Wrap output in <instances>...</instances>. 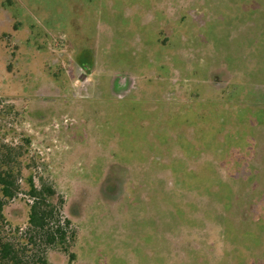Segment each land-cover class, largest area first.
Masks as SVG:
<instances>
[{"label":"rangeland","instance_id":"rangeland-1","mask_svg":"<svg viewBox=\"0 0 264 264\" xmlns=\"http://www.w3.org/2000/svg\"><path fill=\"white\" fill-rule=\"evenodd\" d=\"M2 145L0 238L30 176L75 231L24 264H264V0H0Z\"/></svg>","mask_w":264,"mask_h":264},{"label":"trees","instance_id":"trees-1","mask_svg":"<svg viewBox=\"0 0 264 264\" xmlns=\"http://www.w3.org/2000/svg\"><path fill=\"white\" fill-rule=\"evenodd\" d=\"M2 148L4 150L1 152L5 151V155H1L0 158V229L5 224L4 207L20 192L21 175V170L16 166V159L12 156L13 149L7 145H2ZM27 183L29 185L27 196L31 199L28 231L33 235L28 237L26 246L37 244L38 240L46 246L62 247L68 252L70 241L75 239V231L71 233V221L65 219L60 208L50 201L57 194L53 185L40 177V186H37L32 176L27 179ZM62 204L61 199L60 205ZM26 246L19 250L11 239L0 238V264H24L20 254H25ZM41 262L47 264L44 259H41Z\"/></svg>","mask_w":264,"mask_h":264}]
</instances>
